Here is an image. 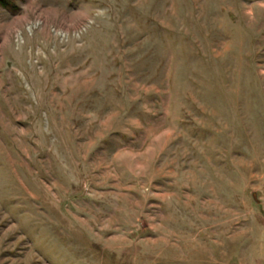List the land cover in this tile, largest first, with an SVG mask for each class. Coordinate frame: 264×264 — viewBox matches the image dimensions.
I'll return each mask as SVG.
<instances>
[{"label":"rangeland","instance_id":"obj_1","mask_svg":"<svg viewBox=\"0 0 264 264\" xmlns=\"http://www.w3.org/2000/svg\"><path fill=\"white\" fill-rule=\"evenodd\" d=\"M0 3V264H264V0Z\"/></svg>","mask_w":264,"mask_h":264},{"label":"trees","instance_id":"obj_2","mask_svg":"<svg viewBox=\"0 0 264 264\" xmlns=\"http://www.w3.org/2000/svg\"><path fill=\"white\" fill-rule=\"evenodd\" d=\"M0 3L2 4V5H8V4H11L12 2H11V0H0Z\"/></svg>","mask_w":264,"mask_h":264}]
</instances>
